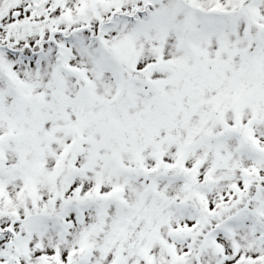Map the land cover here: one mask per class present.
Instances as JSON below:
<instances>
[{"label":"snow or ice","instance_id":"1","mask_svg":"<svg viewBox=\"0 0 264 264\" xmlns=\"http://www.w3.org/2000/svg\"><path fill=\"white\" fill-rule=\"evenodd\" d=\"M0 264H264V0H0Z\"/></svg>","mask_w":264,"mask_h":264}]
</instances>
